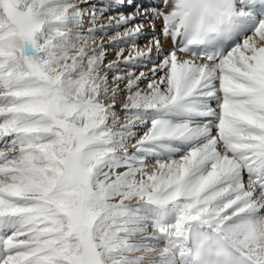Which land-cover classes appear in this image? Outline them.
I'll return each instance as SVG.
<instances>
[{
  "label": "snow or ice",
  "instance_id": "6c2138e0",
  "mask_svg": "<svg viewBox=\"0 0 264 264\" xmlns=\"http://www.w3.org/2000/svg\"><path fill=\"white\" fill-rule=\"evenodd\" d=\"M0 264H264V0H0Z\"/></svg>",
  "mask_w": 264,
  "mask_h": 264
},
{
  "label": "bare ground",
  "instance_id": "6f19581e",
  "mask_svg": "<svg viewBox=\"0 0 264 264\" xmlns=\"http://www.w3.org/2000/svg\"><path fill=\"white\" fill-rule=\"evenodd\" d=\"M157 27H159V23L157 24ZM139 44H140L141 47L144 46L145 41H144L143 38L139 41ZM164 46H165V48H168V47H169V44H168V43H165ZM108 59H109V60H113V59H115V55H110V56L108 57Z\"/></svg>",
  "mask_w": 264,
  "mask_h": 264
}]
</instances>
